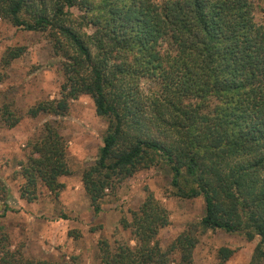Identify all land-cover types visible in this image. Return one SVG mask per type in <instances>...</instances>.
<instances>
[{"label": "trees", "instance_id": "trees-1", "mask_svg": "<svg viewBox=\"0 0 264 264\" xmlns=\"http://www.w3.org/2000/svg\"><path fill=\"white\" fill-rule=\"evenodd\" d=\"M254 11L252 0H0V18L42 31L60 64L59 96L27 113L63 115L71 99L88 96L107 121L81 172L94 213L127 177L156 165L169 169L177 196L203 198V215L162 248L169 213L147 190L120 218L129 239L97 241L100 264H194L208 229L257 236L248 264L264 259V8L259 21ZM23 51L6 47L3 64ZM0 111L4 125L18 123L8 106ZM27 145L20 197L35 200L38 186L57 193L69 173L63 136L45 121ZM8 240L0 234V264H67L27 258ZM233 251L216 253L225 261Z\"/></svg>", "mask_w": 264, "mask_h": 264}, {"label": "rangeland", "instance_id": "rangeland-1", "mask_svg": "<svg viewBox=\"0 0 264 264\" xmlns=\"http://www.w3.org/2000/svg\"><path fill=\"white\" fill-rule=\"evenodd\" d=\"M252 2L255 19L259 21L263 18L264 0ZM71 10L80 13L76 7ZM86 30L91 32L92 27ZM15 45L23 46L24 51L5 66L2 54L6 47ZM61 80L59 60L46 35L13 26L0 18V109L6 105L19 117L12 127L0 121V179L5 187V192L0 191V213L4 211L0 215V234L5 233L10 248L20 249L27 258L100 264L97 241L129 239L128 231L120 226V218H130V212L149 190L169 213V223L157 233L161 247L165 248L187 222L203 215L202 196H177L170 184L169 169L156 165L127 177L114 194L103 199L100 212L94 213L81 183V172L94 161L102 145L106 119L96 114L88 96L71 99L63 115L40 112L33 117L27 113L33 104L57 98ZM142 85L146 92L145 81ZM45 121L52 122L66 142L69 173L59 178L63 187L57 193L38 186L37 198L27 201L19 195L23 182L19 162L29 152L28 140L40 134ZM257 241V236L247 239L242 234L208 229L199 236L193 249L194 264H248ZM220 246L234 250L225 261L217 257ZM258 264H264V259Z\"/></svg>", "mask_w": 264, "mask_h": 264}]
</instances>
